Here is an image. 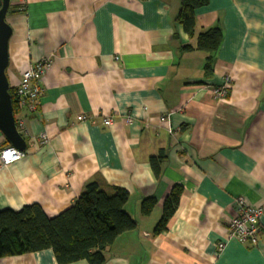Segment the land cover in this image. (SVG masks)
<instances>
[{"label":"crops","instance_id":"crops-1","mask_svg":"<svg viewBox=\"0 0 264 264\" xmlns=\"http://www.w3.org/2000/svg\"><path fill=\"white\" fill-rule=\"evenodd\" d=\"M179 7L180 0H10L9 86L39 59L50 65L38 108L14 112L25 118L26 148L0 164V209L37 203L55 216L95 180L108 192L126 189L124 210L136 221L105 248L103 264H264V210L254 245L227 232L234 198L264 208V0H209L195 10V33L222 32L209 75L196 36L176 21ZM227 78V94L215 97ZM166 113L172 133L159 120ZM7 144L0 133V149ZM160 151L166 158L155 175L149 157ZM173 185L181 187L177 208L154 234ZM147 197L155 205L142 215ZM0 264L58 263L45 249Z\"/></svg>","mask_w":264,"mask_h":264},{"label":"trees","instance_id":"trees-1","mask_svg":"<svg viewBox=\"0 0 264 264\" xmlns=\"http://www.w3.org/2000/svg\"><path fill=\"white\" fill-rule=\"evenodd\" d=\"M208 3L209 0H180L176 16V21L187 35L196 36L194 48L206 54L205 75L212 72L214 55L222 38L217 26L195 33V10ZM182 48L193 49L190 45ZM9 92L15 112L14 89L10 87ZM165 158L162 151L149 157L155 175H158L160 163ZM109 190H104L95 180L89 181L73 203L55 216H48L37 203L24 205L18 210L0 209V258L50 249L58 264L82 259L88 264H103L105 248L121 233L136 226V221L124 210L127 190L117 186H110ZM180 195L181 187L173 185L163 201L154 234L166 228ZM154 205L153 197L144 198L140 203V213L148 215Z\"/></svg>","mask_w":264,"mask_h":264},{"label":"built area","instance_id":"built-area-1","mask_svg":"<svg viewBox=\"0 0 264 264\" xmlns=\"http://www.w3.org/2000/svg\"><path fill=\"white\" fill-rule=\"evenodd\" d=\"M50 65L48 58H42L25 68L20 75L17 85L14 87V104L15 112H19L22 108L28 111H35L43 94L41 81L45 71ZM229 80L225 79L224 83L212 89V93L217 98L224 97L229 88ZM170 113L163 114L159 117L160 122L165 125L169 133H172V127L169 122ZM15 117V114H14ZM85 116L80 115L78 119H84ZM111 118L107 117L103 120L105 125L110 124ZM17 130L22 133L25 130V118L15 117ZM42 142L47 141L45 133H41L38 137ZM24 155V151L19 150L11 145H7L0 149V164L2 166L9 165L19 160ZM234 213L227 223V232L229 237L238 239L241 242L255 244L261 234V226L259 218L264 208L261 205H250L244 201L242 196H238L233 200ZM223 242L218 243V251L223 249Z\"/></svg>","mask_w":264,"mask_h":264},{"label":"water","instance_id":"water-1","mask_svg":"<svg viewBox=\"0 0 264 264\" xmlns=\"http://www.w3.org/2000/svg\"><path fill=\"white\" fill-rule=\"evenodd\" d=\"M10 0H0V133L7 143L24 151L26 141L17 130L11 94L9 92V80L6 69L8 66V43L12 34V28L6 20Z\"/></svg>","mask_w":264,"mask_h":264}]
</instances>
